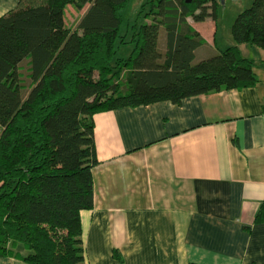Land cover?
I'll use <instances>...</instances> for the list:
<instances>
[{
    "label": "trees",
    "instance_id": "obj_1",
    "mask_svg": "<svg viewBox=\"0 0 264 264\" xmlns=\"http://www.w3.org/2000/svg\"><path fill=\"white\" fill-rule=\"evenodd\" d=\"M17 1L0 18V258L86 264L81 212L94 207V116L255 86L239 45L264 50V0L237 15L234 45L199 62L204 39L187 19L217 20L220 0H148L140 13L149 22L133 25L130 41L120 35L130 0ZM88 5L69 27L67 7ZM130 43L131 56L118 57ZM263 222L264 203L255 217Z\"/></svg>",
    "mask_w": 264,
    "mask_h": 264
},
{
    "label": "crops",
    "instance_id": "obj_2",
    "mask_svg": "<svg viewBox=\"0 0 264 264\" xmlns=\"http://www.w3.org/2000/svg\"><path fill=\"white\" fill-rule=\"evenodd\" d=\"M17 5L0 0V18ZM88 8L68 6L66 24L75 28ZM220 11L217 20L187 19L204 39L195 62L235 44L236 15L224 27ZM165 40L160 33L163 50ZM239 49L254 63L255 86L94 116V207L81 212L86 264H264V222L255 223L264 203V50Z\"/></svg>",
    "mask_w": 264,
    "mask_h": 264
},
{
    "label": "rangeland",
    "instance_id": "obj_3",
    "mask_svg": "<svg viewBox=\"0 0 264 264\" xmlns=\"http://www.w3.org/2000/svg\"><path fill=\"white\" fill-rule=\"evenodd\" d=\"M146 1H148V0H130L128 6L122 10L123 21H122V25H121V29H120V35L126 36L127 41H130L132 38L133 31H134L133 25H135V24L142 25L146 22H149V20L146 19V17H145V12L140 13L142 10V5ZM245 1L246 0H234V1L233 0H225L224 2L220 1L221 11L219 14L222 17L224 27L231 26L232 20L234 18L233 16L236 15V9L238 7H241ZM248 7H246V8H248ZM147 10H149V6H147L146 11ZM70 15H71V12H70ZM237 15H236V17H237ZM68 24H70V25L73 24L72 18H70L69 16H68ZM224 27L222 26L221 31H220L219 36H218L220 40H222V38H224V36H225L224 35V30H225ZM164 33L165 32L162 29L161 30V41L165 37ZM120 41H121V39L118 41V45L121 44ZM133 49H134V44L130 43V44L122 45V47L120 48V50L118 52V57L129 58L131 56ZM159 49L163 50L162 42H161V45H159ZM21 70L24 72L25 71L24 67H21ZM22 74L25 76L24 73H22Z\"/></svg>",
    "mask_w": 264,
    "mask_h": 264
},
{
    "label": "water",
    "instance_id": "obj_4",
    "mask_svg": "<svg viewBox=\"0 0 264 264\" xmlns=\"http://www.w3.org/2000/svg\"><path fill=\"white\" fill-rule=\"evenodd\" d=\"M220 1L224 2V0H220Z\"/></svg>",
    "mask_w": 264,
    "mask_h": 264
}]
</instances>
